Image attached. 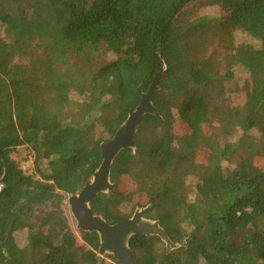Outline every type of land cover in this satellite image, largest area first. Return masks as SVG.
<instances>
[{"label":"trees","instance_id":"trees-1","mask_svg":"<svg viewBox=\"0 0 264 264\" xmlns=\"http://www.w3.org/2000/svg\"><path fill=\"white\" fill-rule=\"evenodd\" d=\"M236 31L249 41L220 62L209 47ZM162 69L158 116L91 211L114 224L151 205L170 241L190 236L171 251L131 237L136 264H264V0H0V264H97L98 235L79 241L63 200ZM23 146L30 173L12 158Z\"/></svg>","mask_w":264,"mask_h":264},{"label":"water","instance_id":"water-1","mask_svg":"<svg viewBox=\"0 0 264 264\" xmlns=\"http://www.w3.org/2000/svg\"><path fill=\"white\" fill-rule=\"evenodd\" d=\"M164 72L165 69L158 72L146 92L142 93L139 88L141 100L138 105L134 109H127V117L114 135L109 140L100 143L101 163L93 173L90 182L63 200L76 223L77 230L95 232L98 235L97 264H103V258L107 255L118 264H136L129 247V240L133 236H157L167 251L187 245L190 239L189 236L175 242L170 241L158 221L144 217L151 205L135 209L129 218L114 224H109L101 216L93 214L90 209V203L94 197L99 193H108L114 189L110 181L112 162L120 151L135 148L134 139L143 116L146 114L158 116L151 100L159 89L157 85Z\"/></svg>","mask_w":264,"mask_h":264},{"label":"rangeland","instance_id":"rangeland-1","mask_svg":"<svg viewBox=\"0 0 264 264\" xmlns=\"http://www.w3.org/2000/svg\"><path fill=\"white\" fill-rule=\"evenodd\" d=\"M197 16H206L209 18L217 17L218 16V9L215 7L204 8L198 12ZM218 40H219L218 42L212 43V45L209 47V52H212L214 57H216V59L221 62L226 53H228L230 50H232L239 43L249 41V38L246 35H244L243 33L236 31L233 33L231 38L226 37V38L222 39L221 41H220V39H218ZM109 59H110V57L108 58V60ZM219 70H220V73H223L222 66L219 68ZM233 72L235 75V81L226 84L227 89H226V93H225V97H228L230 104L232 102L236 101L237 97H239V93H236L234 91L235 89L233 88L234 87L233 84L238 83V86H240L241 82L247 77L246 72L242 69L237 68ZM29 155H30L29 150L27 149L26 146L19 147L12 154V158L15 159L16 161H18L20 163V167L27 173H30L32 171V166H33L32 160L28 159ZM119 187L121 190L126 191V190H129L130 185L128 184V181L126 179H123V181ZM63 208L65 211L66 217L68 219V224H69L70 228L72 229V231L76 235L77 239L80 241L78 230L76 228V223H75L73 217L71 216V214L68 210V206L63 203ZM128 212H129V210L127 208L125 210V213H128ZM22 237L21 236L18 237V240L19 241L22 240ZM109 257L110 256H108V255L104 256L103 264L112 263V260Z\"/></svg>","mask_w":264,"mask_h":264}]
</instances>
